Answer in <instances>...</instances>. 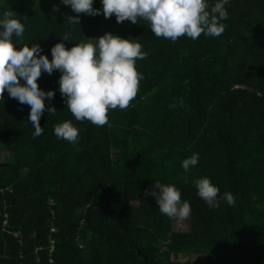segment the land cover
I'll list each match as a JSON object with an SVG mask.
<instances>
[{"label": "trees", "instance_id": "obj_1", "mask_svg": "<svg viewBox=\"0 0 264 264\" xmlns=\"http://www.w3.org/2000/svg\"><path fill=\"white\" fill-rule=\"evenodd\" d=\"M93 7L102 9L100 0ZM225 8L219 37L172 42L144 20L77 14L61 0H0V13L25 25L14 44H38L49 60L57 43L70 49L106 33L147 53L135 64L144 77L137 96L126 109H110L104 126L75 120L59 71L37 81L54 91L45 105L56 109L41 116L39 137L30 106L4 92L0 264H264V0H230ZM75 16L78 25L68 21ZM65 121L79 129L77 143L54 134ZM194 153L198 164L185 172L182 161ZM203 177L219 188L218 208L197 195L194 181ZM155 182L175 185L189 202L188 232L175 231L176 221L145 195L159 191Z\"/></svg>", "mask_w": 264, "mask_h": 264}, {"label": "clouds", "instance_id": "obj_2", "mask_svg": "<svg viewBox=\"0 0 264 264\" xmlns=\"http://www.w3.org/2000/svg\"><path fill=\"white\" fill-rule=\"evenodd\" d=\"M229 2L216 0L210 6L208 0H100L102 9H95L94 0H61L77 14L96 16L102 12L106 19L114 15L117 23L147 21L156 37L172 42L182 36L196 40L201 34L222 35L225 30L222 21L228 18L225 5ZM68 21L78 25L79 16L69 17ZM24 33L25 25L13 18L11 11L0 13V100H4L3 94L7 91L10 98L30 106L28 120L34 128V138L43 133L40 126L43 113L56 112L55 108L46 109L45 100L51 101L55 93L39 88L37 81L42 73L51 75L59 71V91L67 109L76 121L87 120L96 126L108 123L110 109H126L137 96L139 82L144 77L135 64L147 57L140 43L106 33L70 49L64 43H57L50 50L52 59L49 60L38 44L22 47L14 44L13 37L20 39ZM69 38L70 33H65L60 39L68 41ZM54 134L58 139L77 143L79 129L71 121H65L54 126ZM198 161L199 154L194 153L182 161L181 167L187 172ZM194 184L198 197L209 208L220 206L219 188L209 178L197 179ZM154 189L159 191H146L145 195L155 198L161 214L178 224L189 218L190 204L181 200V192L175 185L155 182ZM223 199L229 206H235L231 193H224Z\"/></svg>", "mask_w": 264, "mask_h": 264}, {"label": "rangeland", "instance_id": "obj_3", "mask_svg": "<svg viewBox=\"0 0 264 264\" xmlns=\"http://www.w3.org/2000/svg\"><path fill=\"white\" fill-rule=\"evenodd\" d=\"M189 227H190V224L187 220H185L184 222H182V224H178L177 222L175 223L174 225V230L177 231V232H188L189 230ZM179 261L181 262H185L186 260H188L187 257L185 256H180V258H178ZM194 261H198L200 263H204L205 262V257H201V258H198V257H193Z\"/></svg>", "mask_w": 264, "mask_h": 264}]
</instances>
